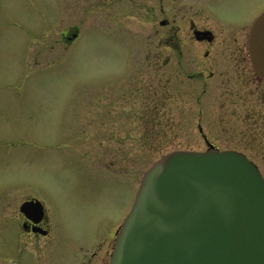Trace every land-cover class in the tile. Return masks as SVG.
Returning a JSON list of instances; mask_svg holds the SVG:
<instances>
[{"label":"rangeland","instance_id":"obj_1","mask_svg":"<svg viewBox=\"0 0 264 264\" xmlns=\"http://www.w3.org/2000/svg\"><path fill=\"white\" fill-rule=\"evenodd\" d=\"M134 3L106 6V0H0V15H13L16 24V59L11 66L0 68V142L14 144L0 146V206H7L1 215L7 218L0 224V264H38L37 259L40 264H79L82 249L102 241L122 224L143 174L156 160L174 151H204L198 126L203 135L220 136L218 118L201 116V102H197L201 84L187 80L178 89V98H174L177 90L162 95L157 118L146 117L143 131L130 133L128 146L118 156L114 152L113 157H101L98 151L97 158L82 157L86 149L74 144V133L94 122L87 113L92 104L85 99L96 94L95 86L102 88L99 94L111 96L121 94L124 85L131 92L139 88L142 92L134 94L140 97L138 103L146 110L153 106L152 95L142 100L143 87L146 91L153 88L157 62L152 1ZM122 6L127 13L120 18ZM110 8L115 11L114 21L107 18ZM68 29L80 34L64 51L59 36ZM220 42L211 52L222 50ZM192 49L198 62L200 51L196 56L197 48ZM2 51L8 62L10 46H2ZM167 59L172 65L162 70L163 80L172 76L177 61L162 53L161 61ZM181 62L185 71L195 70ZM105 83L113 84V93L104 90ZM170 85L179 88L176 82ZM154 120L160 124L152 129ZM211 120L213 125H206ZM131 126L140 127L137 123ZM97 130L98 137L106 133L103 127ZM215 143L220 148L232 147L223 140ZM25 196L44 205L53 230L52 245L38 258L30 254L34 249L30 244V253L21 250L9 220L15 206L12 201L17 205Z\"/></svg>","mask_w":264,"mask_h":264},{"label":"flooded vegetation","instance_id":"obj_2","mask_svg":"<svg viewBox=\"0 0 264 264\" xmlns=\"http://www.w3.org/2000/svg\"><path fill=\"white\" fill-rule=\"evenodd\" d=\"M135 1L106 0V6H112L115 2L117 5L118 3L130 5V3L135 4ZM143 1L145 3L152 1L153 21L156 25L153 37L157 62L153 66V88L146 91V87H143L145 94L142 99L145 102L152 95L153 106L146 110L144 104L138 103L140 97H135L134 94L142 92L139 88L131 92L124 85L121 94L111 96L112 94H99L102 88L98 90L99 85L95 86L93 91L96 94L89 95V98L85 99L87 100L85 103L92 104L87 113L91 114L94 122L82 129L76 128L74 133V139L77 141L74 144L85 147L87 151L82 157L86 160L97 158L98 151L101 152V157H113L114 152L118 156L117 152L125 150L128 146L129 134L143 131L146 117L157 118L156 113L161 111L162 95L169 93L170 90L171 92L177 90L174 98H178V89L182 88L185 81L192 80L201 84V93L197 96L199 100L197 102H201L202 118H218L220 136L212 137L210 132L202 136L206 149L212 146L219 151H234L242 154L258 169L264 181V71L261 70V67H264V62H261L264 53L260 51L258 43L253 41L252 34L254 22L264 13V0ZM124 7L120 8V18L122 13H127ZM114 12L111 9L107 18L114 21ZM11 16L13 15L9 17L0 15V68L8 64L11 66L16 59L14 50L16 37L13 31L16 24ZM77 31L75 29L72 32L68 29L60 33L59 43L62 45V50L65 51L67 44L70 46L79 39L80 33ZM76 34L77 37L70 43ZM217 40L221 41L219 44L222 45V50L211 52ZM6 44L10 46L8 62L7 55L2 51V46ZM194 46L198 51L196 56L200 51L201 59L198 62L192 52ZM164 52L176 57L177 61L173 63L175 67L171 70L172 76L163 80L162 76L165 74L162 70L167 68V65H172L168 59L161 61ZM25 58L27 60L28 55ZM181 61L189 63L191 65L188 64L189 67L196 71H185ZM172 82H176L179 88H170ZM102 86L105 91L113 93V84L105 83ZM184 96L189 98L187 93ZM81 104L82 101L78 107L80 114ZM92 109L93 111L90 112ZM215 113L218 117H215ZM103 118L107 120L104 121ZM131 123H137L140 127L134 128ZM153 123L152 129L157 127L160 121L154 120ZM206 125H213V121H207ZM102 127L106 133L98 137L100 131L97 129ZM98 138L101 141H97ZM220 140L232 144V147H217L215 141ZM140 145L143 146L141 142ZM0 146L9 148L14 144L12 141L9 144L0 142ZM104 151H107L106 154ZM112 160L110 159L111 163L114 161ZM35 201L41 204L42 210L38 211L37 207L31 204ZM12 203L15 206L9 220L17 231L21 250L28 252L27 245L30 244L34 249L29 253H33L38 258L39 253L48 249L54 241L46 209L32 196H25L17 205L16 200ZM23 204L31 206L28 205L21 210ZM4 206L3 208L0 206V224L7 218L1 216L6 212L7 206ZM117 230L118 228L89 249H82L79 264H109ZM38 261L40 259L36 261L40 264Z\"/></svg>","mask_w":264,"mask_h":264},{"label":"water","instance_id":"obj_3","mask_svg":"<svg viewBox=\"0 0 264 264\" xmlns=\"http://www.w3.org/2000/svg\"><path fill=\"white\" fill-rule=\"evenodd\" d=\"M253 33L264 53V14ZM110 264H264L257 169L212 148L164 156L144 174Z\"/></svg>","mask_w":264,"mask_h":264}]
</instances>
